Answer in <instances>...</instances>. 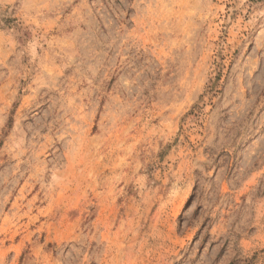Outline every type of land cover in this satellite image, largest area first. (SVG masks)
Wrapping results in <instances>:
<instances>
[{"label":"rangeland","instance_id":"rangeland-1","mask_svg":"<svg viewBox=\"0 0 264 264\" xmlns=\"http://www.w3.org/2000/svg\"><path fill=\"white\" fill-rule=\"evenodd\" d=\"M0 264H264V0H0Z\"/></svg>","mask_w":264,"mask_h":264}]
</instances>
